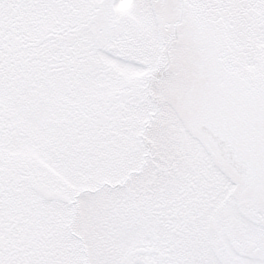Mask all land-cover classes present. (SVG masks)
<instances>
[{"label": "snow or ice", "instance_id": "snow-or-ice-1", "mask_svg": "<svg viewBox=\"0 0 264 264\" xmlns=\"http://www.w3.org/2000/svg\"><path fill=\"white\" fill-rule=\"evenodd\" d=\"M0 264H264V0H0Z\"/></svg>", "mask_w": 264, "mask_h": 264}]
</instances>
